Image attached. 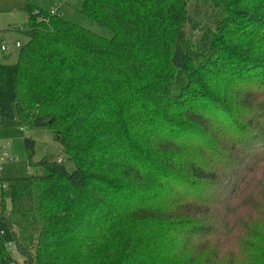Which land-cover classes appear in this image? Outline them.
<instances>
[{"label": "trees", "instance_id": "obj_1", "mask_svg": "<svg viewBox=\"0 0 264 264\" xmlns=\"http://www.w3.org/2000/svg\"><path fill=\"white\" fill-rule=\"evenodd\" d=\"M82 1L113 39L27 0L0 61V128L75 165L0 176V264H264V0Z\"/></svg>", "mask_w": 264, "mask_h": 264}, {"label": "rangeland", "instance_id": "obj_2", "mask_svg": "<svg viewBox=\"0 0 264 264\" xmlns=\"http://www.w3.org/2000/svg\"><path fill=\"white\" fill-rule=\"evenodd\" d=\"M33 3L45 10H59L60 17L72 22L98 36L111 40L114 32L83 13L82 0H66L65 2L54 0H33ZM28 27L27 0H0V47L6 43L10 50L3 52L0 48V61L7 59L9 63L17 62L19 50L14 46L16 42L23 45L28 42L24 33L11 30L13 28ZM26 139L35 140L34 165L30 168L27 164ZM0 141L2 142L0 156H4L6 163L0 168V176L4 180L16 178H27L33 174H46V171L36 164L46 159L49 162H57L58 158L63 159V165L69 172L75 171V165L69 161L61 146L55 141L52 131L47 129L24 130L19 127L0 128ZM5 199L8 208L11 205L10 190H6ZM18 261H22L19 255H14Z\"/></svg>", "mask_w": 264, "mask_h": 264}, {"label": "built area", "instance_id": "obj_3", "mask_svg": "<svg viewBox=\"0 0 264 264\" xmlns=\"http://www.w3.org/2000/svg\"><path fill=\"white\" fill-rule=\"evenodd\" d=\"M41 1V0H40ZM46 1H50V2H52V1H54V0H46ZM59 12V10H51V13L52 14H55L56 12ZM40 13V10H36V14H39ZM21 46H23L21 43H17V45H16V47L19 49ZM1 48V50L3 51V52H7L8 50H10V47L8 46V45H6V44H2V46L0 47ZM1 145H2V142L0 141V149H1ZM7 161H6V159L4 158V156L2 157V156H0V168H2L1 166L2 165H4L5 163H6ZM58 162L59 163H61L62 162V159L60 158L59 160H58Z\"/></svg>", "mask_w": 264, "mask_h": 264}, {"label": "crops", "instance_id": "obj_4", "mask_svg": "<svg viewBox=\"0 0 264 264\" xmlns=\"http://www.w3.org/2000/svg\"><path fill=\"white\" fill-rule=\"evenodd\" d=\"M58 9L60 10V8H58ZM17 43H21V42H16V44H15V46H14L17 50H19V49L16 47ZM2 44H6V43H2ZM2 44H1V45H2ZM21 44H22V43H21ZM22 45H23V44H22ZM59 159H60V158H58V160H59ZM58 160H57V161H58Z\"/></svg>", "mask_w": 264, "mask_h": 264}]
</instances>
